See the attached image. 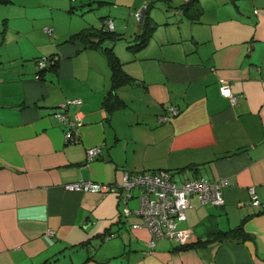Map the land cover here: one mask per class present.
I'll use <instances>...</instances> for the list:
<instances>
[{
  "label": "crops",
  "instance_id": "1",
  "mask_svg": "<svg viewBox=\"0 0 264 264\" xmlns=\"http://www.w3.org/2000/svg\"><path fill=\"white\" fill-rule=\"evenodd\" d=\"M89 1H80L87 3L80 14L107 0ZM19 3L0 1V264H264V206L248 202L251 185L264 201V0H201L198 20L175 5L177 32L156 26L138 52L121 44L127 80L114 92L125 105L110 114L103 106L107 55L83 41L30 36L14 24ZM150 8L145 15L153 20ZM46 28L52 36L54 27ZM114 28L130 32L122 21ZM180 36L182 45L169 41ZM43 56L59 64L40 76ZM224 81L235 102L222 95ZM74 98L81 102L68 103ZM57 109L80 117L76 141H67L68 121ZM145 168H166L178 184L197 175L227 179L223 204L188 195L177 227L197 246L180 249L178 240L161 237L150 247L153 233L134 211L137 195L128 201L132 212L121 213L114 185ZM86 179L103 186L66 187ZM241 223L244 239L231 231Z\"/></svg>",
  "mask_w": 264,
  "mask_h": 264
},
{
  "label": "built area",
  "instance_id": "2",
  "mask_svg": "<svg viewBox=\"0 0 264 264\" xmlns=\"http://www.w3.org/2000/svg\"><path fill=\"white\" fill-rule=\"evenodd\" d=\"M258 9H256V12ZM142 9L136 10L138 19L141 18ZM104 23L114 28V20L108 17ZM52 28H46L50 31ZM47 57L43 56L38 60V66L47 65ZM220 91L223 96L230 98L233 102L237 100V95L233 92L230 85L224 81L220 85ZM70 102H81L80 98L69 99ZM177 112L176 107L171 108ZM55 113L63 121H68V128L65 131L67 141L74 142L78 138V125L80 117L76 115L71 117L65 110L57 109ZM100 151V146L96 145L88 149V157L92 159ZM227 182L226 178L218 181H211L200 175L197 177H187L181 184H178L167 170L162 168L161 171H144V172H126L122 183L119 187L124 191L119 195L124 204V214L129 215L132 209L128 203L130 198L137 195L140 199L139 208L134 210L138 213L144 222L150 227L153 237L149 241L150 247H153L156 240L161 237H171L181 243L189 241L190 231L186 228H178V219L186 218V209L190 202L189 193H195L202 203L212 202L215 204H223L224 197L222 194V185ZM102 183L94 182L90 179L68 182L66 187L73 190H99ZM133 189L137 192L134 193ZM250 198L249 203L257 206H264L256 191V187H249ZM134 225H137L135 223ZM49 233H52L50 231Z\"/></svg>",
  "mask_w": 264,
  "mask_h": 264
},
{
  "label": "rangeland",
  "instance_id": "3",
  "mask_svg": "<svg viewBox=\"0 0 264 264\" xmlns=\"http://www.w3.org/2000/svg\"><path fill=\"white\" fill-rule=\"evenodd\" d=\"M15 1L17 3L16 5H20L19 2H22L23 5L21 6V9L17 8L18 10H16L18 16L16 17L14 24L21 25L26 31H29V34L32 37H43V39L47 42H50L51 40L57 41V36H59V40H62L63 38H68L71 33L75 32L69 31L70 28H82L84 26H91L92 24L100 25L102 23L100 17L101 14L105 13L107 10L110 9L111 15L109 17L114 18V20L117 21H122L124 24L129 23L130 32L128 35L132 36V42H136L139 39H135L136 34L138 31L141 30V25L136 14V10H138L143 4L148 3L151 0H107L106 2L100 5L97 4V7L94 10L88 11L85 14H80V12L84 8V4L87 3H80L81 0ZM182 1L183 0L151 1L152 5L150 8V13L154 17V20L158 22L156 23V25L158 26L157 29H159L160 27H172L173 29H175L176 32L178 31V28L175 27L177 25V14L175 12L177 11V9L174 6L178 5ZM87 2L92 3L89 0H87ZM80 6L82 7L80 8ZM70 8H72L73 11H69ZM93 20L95 23H92ZM47 21H49V23H47ZM45 26L51 28L54 27V32L52 33V36L47 33H44ZM157 31L158 30H156L155 35H158ZM22 39L28 40L29 37L27 35H23ZM169 41L171 43L182 45L183 38L181 36L177 37L176 39L171 37ZM111 42H113V40H106V45H110ZM117 42L119 45H115L116 51L119 49V46H121V44L122 46L126 47V37L119 39ZM186 43L188 44L190 42L187 41ZM137 203L139 204V201L136 198L134 200V205H137ZM135 208L138 209L139 207ZM121 212H125L123 206L121 207Z\"/></svg>",
  "mask_w": 264,
  "mask_h": 264
},
{
  "label": "trees",
  "instance_id": "4",
  "mask_svg": "<svg viewBox=\"0 0 264 264\" xmlns=\"http://www.w3.org/2000/svg\"><path fill=\"white\" fill-rule=\"evenodd\" d=\"M2 2H9L10 0H0ZM168 1V0H167ZM152 5V4H150ZM149 4H146L144 9H148L150 7ZM178 8L181 9L182 13L186 14L187 17L198 20L202 16L204 12V6L201 3V0H183L178 4ZM108 18V16H105V19ZM104 19V20H105ZM139 23L141 25V30L137 32L136 38H139L136 42H132L133 38L132 36L128 35H119V33L116 31L115 28L108 27L104 22L102 27H94L89 26L81 29L78 32H75L71 34L65 41H83L86 45L98 48L102 50L108 58L110 67H111V85L110 88L106 94V97L103 101V106L105 107V110L107 113L110 114L113 108L117 107L120 108L125 105V102L122 99H117L118 95L114 92V89L122 84L123 82H126V78L123 76V66L122 61L120 59L119 54L115 50L113 45H106L104 42L105 40H115L117 38H125L127 42V47L134 52H138L141 49H143L149 42L151 36L153 35V31L156 28V23H158L156 20H152L149 18L148 14L144 16L143 20ZM47 57V65L44 67H39V74L40 76L43 75L44 71H46L49 68H57L59 64V59L55 56H46ZM109 118V116H107ZM165 169V168H164ZM161 171L162 168H153V169H138L134 170V172H146V171ZM167 173L172 176V173L170 170L166 169ZM200 176V175H198ZM206 177L207 179L211 181H218L217 179H211L205 175H202ZM187 178V177H186ZM120 183L118 185H114L116 188L119 187ZM119 190L121 192L124 191L123 188L119 187ZM123 190V191H122ZM136 189H133L135 191ZM120 192V194H121ZM119 194V195H120ZM119 201L122 203V206L124 207L123 202L121 201V198L119 196ZM122 213V212H121ZM123 214V213H122ZM231 231H233V234H240L242 235V239L246 238V232L245 228L243 227V224H239L236 227L232 228ZM217 236H220L217 234ZM180 242V241H179ZM199 241H187L179 245L178 248L180 249H187V248H193L194 246L198 245Z\"/></svg>",
  "mask_w": 264,
  "mask_h": 264
},
{
  "label": "water",
  "instance_id": "5",
  "mask_svg": "<svg viewBox=\"0 0 264 264\" xmlns=\"http://www.w3.org/2000/svg\"><path fill=\"white\" fill-rule=\"evenodd\" d=\"M176 9H177V6H176ZM146 10H147V9L142 10L141 18L139 19L140 22L143 20V18H144V16H145V12H146ZM177 11H178V9H177ZM178 12H180V11H178ZM165 169H166V168H165Z\"/></svg>",
  "mask_w": 264,
  "mask_h": 264
}]
</instances>
